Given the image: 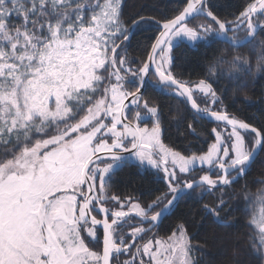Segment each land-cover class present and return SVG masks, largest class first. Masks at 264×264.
Returning a JSON list of instances; mask_svg holds the SVG:
<instances>
[{
	"label": "snow or ice",
	"instance_id": "6c2138e0",
	"mask_svg": "<svg viewBox=\"0 0 264 264\" xmlns=\"http://www.w3.org/2000/svg\"><path fill=\"white\" fill-rule=\"evenodd\" d=\"M146 7L0 0V264H200L195 220L144 240L189 196L199 223L223 227L234 242L246 238L247 259L236 247L232 264H264V187L245 184L238 194L248 217L242 234L228 232L238 209L224 198L264 153V123L241 119L225 102L227 84L239 91L264 80V0L226 15L213 0H180L163 20ZM153 27L143 58L130 56L137 34ZM182 46L214 50L196 80L176 71ZM149 88L215 124L206 151L184 155L163 143ZM243 100L264 105V89ZM129 168L159 177L165 191L146 203L111 193ZM205 194L215 202L201 203Z\"/></svg>",
	"mask_w": 264,
	"mask_h": 264
},
{
	"label": "trees",
	"instance_id": "16d2710c",
	"mask_svg": "<svg viewBox=\"0 0 264 264\" xmlns=\"http://www.w3.org/2000/svg\"><path fill=\"white\" fill-rule=\"evenodd\" d=\"M213 2L218 7L224 5L220 14L226 15L228 12L235 11L236 8L244 3V0H213ZM127 3L130 6L129 10H135L142 5H146L145 12L147 15L153 16L157 20H163L173 15V9L179 5L180 0H127ZM155 34H157L155 27L138 33L131 42L128 54L143 58V50L154 39ZM219 47L223 48V45H219ZM238 51L245 55L248 54L247 48H240ZM213 56L214 50L212 47H208L205 51L203 48L194 50L182 46L177 49V64L179 67L176 71L183 72L184 78L196 80L204 73L206 70L205 63L211 60ZM227 87L229 92L228 99L225 102L228 103V100H233V103L228 108L230 113H234L241 119H245L256 126L264 123V105L249 104L243 100L244 96H248L252 100L259 98L262 94V89H264V80L250 81L246 88L239 91L232 84H227ZM145 96H150L162 110L161 125L163 140L168 147L184 155H191L192 153L200 154L207 150V146L212 142L210 133L211 129L215 126L214 123L206 120H193L191 111L185 104L167 96L162 91L149 88L145 92ZM189 124L192 125V129H189ZM200 174L202 175L203 173ZM259 181H264V153L260 154L247 175L227 190L228 195L224 198L228 199L229 196H232L233 207H237L238 209L232 213L236 217L237 223L229 228V233L242 234L248 231L244 227L248 217L243 211L239 210L242 205L238 206L235 201L239 199L238 194L245 184H247L248 189L252 192H256L260 187H264V184L259 183ZM163 191H165L164 183L159 177L152 176L147 172L135 168L125 169L119 173L111 185V193L116 195L132 194L140 197L144 203L149 202L153 195H157ZM214 195L219 196L220 193L216 192ZM196 201L197 197L189 196L188 199L180 202L178 207L173 210V213L163 220L157 234L165 237L170 234L181 220H195L198 223L195 225L190 224L189 231L195 233L193 243L199 242L204 245V250L197 253L200 264H232V250L236 247H239L241 250L242 258L247 259L245 252L246 238L234 242L231 235L225 234L223 227L211 221L199 223L201 217L199 214V204ZM200 202L214 203L215 201L212 199V195L207 194L204 195ZM252 229L255 230V225L252 226ZM100 235L102 238V230H100ZM101 247L102 244L99 246V250H101ZM125 258L124 256L121 257V259Z\"/></svg>",
	"mask_w": 264,
	"mask_h": 264
},
{
	"label": "rangeland",
	"instance_id": "374dc122",
	"mask_svg": "<svg viewBox=\"0 0 264 264\" xmlns=\"http://www.w3.org/2000/svg\"><path fill=\"white\" fill-rule=\"evenodd\" d=\"M141 126H143V125H141ZM150 126V125H149ZM161 139H162V141H163V143H164V140H163V129H162V136H161ZM165 144V143H164ZM166 145V144H165ZM167 146V145H166ZM170 148V147H169ZM197 175H201L200 173H198ZM152 235L153 234H149V236L148 235H146L145 236V238H144V240L146 241L147 239H149V238H151L152 237ZM156 236H158V237H161L159 234H155ZM94 250H96V249H94Z\"/></svg>",
	"mask_w": 264,
	"mask_h": 264
},
{
	"label": "flooded vegetation",
	"instance_id": "af4514ba",
	"mask_svg": "<svg viewBox=\"0 0 264 264\" xmlns=\"http://www.w3.org/2000/svg\"><path fill=\"white\" fill-rule=\"evenodd\" d=\"M98 218H100V217H98ZM158 229H159V227L157 229H154L153 233H150V234H157ZM148 236H149V234H148ZM101 250H102V247H101Z\"/></svg>",
	"mask_w": 264,
	"mask_h": 264
},
{
	"label": "water",
	"instance_id": "95a60500",
	"mask_svg": "<svg viewBox=\"0 0 264 264\" xmlns=\"http://www.w3.org/2000/svg\"><path fill=\"white\" fill-rule=\"evenodd\" d=\"M206 121H208V120H206ZM208 122H211V121H208ZM211 123H213V122H211ZM205 195H207V194H205ZM164 220V219H163ZM163 222V221H162ZM162 222L159 224V226L162 224ZM102 230V229H101Z\"/></svg>",
	"mask_w": 264,
	"mask_h": 264
}]
</instances>
